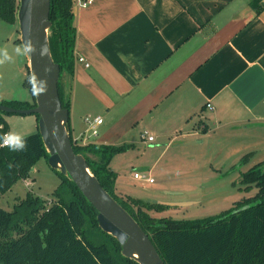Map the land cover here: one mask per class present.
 I'll return each instance as SVG.
<instances>
[{"label": "crops", "instance_id": "0c3cea01", "mask_svg": "<svg viewBox=\"0 0 264 264\" xmlns=\"http://www.w3.org/2000/svg\"><path fill=\"white\" fill-rule=\"evenodd\" d=\"M73 13L75 62L60 79L67 129L85 144L124 145L109 162L115 185L116 156L150 171L124 154L180 144L209 125L252 130L254 151L264 147V0H73ZM96 116L93 137L87 120Z\"/></svg>", "mask_w": 264, "mask_h": 264}, {"label": "trees", "instance_id": "16d2710c", "mask_svg": "<svg viewBox=\"0 0 264 264\" xmlns=\"http://www.w3.org/2000/svg\"><path fill=\"white\" fill-rule=\"evenodd\" d=\"M18 4V0H0V21L17 22ZM49 19V47L54 62L59 65L60 80L62 74H72L75 62L73 0H50ZM29 77L28 73L25 86L31 93L32 103L0 100V104L13 108L35 106ZM59 80V97L62 106L69 110ZM9 114L13 113L0 111V144L9 129L5 119ZM23 137L27 140L25 151L0 146V195L16 181L25 180L39 158L48 157L38 130ZM72 144L75 153L84 156L103 188L148 234L164 264H264V167H261L264 162L241 173L240 182L247 187L254 184L255 195L228 210L200 219L154 218L142 207L165 205L134 197L121 199L114 192L117 174L109 162L125 149L124 145H80L73 141ZM55 173L60 182L54 191L55 201L49 207L43 205L39 196L29 193L18 199L10 211L0 207V237L8 229L14 233L8 241L0 242V264H137L124 257L116 239L101 230L96 210L75 184L58 171ZM244 205L247 207L238 210Z\"/></svg>", "mask_w": 264, "mask_h": 264}, {"label": "rangeland", "instance_id": "374dc122", "mask_svg": "<svg viewBox=\"0 0 264 264\" xmlns=\"http://www.w3.org/2000/svg\"><path fill=\"white\" fill-rule=\"evenodd\" d=\"M19 38L17 22L6 24L0 21V59L5 56L11 58L0 64V97L24 98L29 94L25 86L29 73L27 56L15 52V48L21 46ZM27 100L32 103V96ZM5 119L9 133L25 136L38 130L35 114H9ZM209 126L206 134L199 131V134L179 138L180 144L173 143L165 148L158 143L152 146L139 143L132 152L124 154L127 158H138V162L146 163L150 171L136 169L131 162L122 164L118 159L123 155L116 156L113 166L120 178L114 192L118 198L188 203L163 208L154 205L142 207L154 218L187 220L218 215L237 202L253 197L257 192L256 186L247 187L240 182V178L242 172L264 160V147L254 151L252 146L256 133L249 130L244 134V130ZM261 134L264 136V133ZM247 155L246 161L241 162ZM134 171L151 178L152 182L135 179ZM59 182V176L48 165L47 159L39 158L25 180L16 181L10 190L0 195V207L10 211L14 203L28 193L39 196L44 201L43 205L49 207L55 201L53 195ZM5 231L7 234L0 237V242L8 241L14 235L9 229Z\"/></svg>", "mask_w": 264, "mask_h": 264}, {"label": "water", "instance_id": "95a60500", "mask_svg": "<svg viewBox=\"0 0 264 264\" xmlns=\"http://www.w3.org/2000/svg\"><path fill=\"white\" fill-rule=\"evenodd\" d=\"M16 18L20 43L31 41L36 51L27 56L29 75L37 76L36 87L45 94L34 95L35 106L13 108L0 104V111L13 114H37V128L48 153L47 163L68 177L96 210L101 230L116 239L121 254L137 264H164L148 234L136 220L103 188L84 156L75 153L67 129L69 110L62 106L58 91L59 65L54 62L48 40L51 25L50 0H18ZM32 87V84H31ZM33 91V88H32ZM180 206L188 203H158ZM247 205L240 209L246 208Z\"/></svg>", "mask_w": 264, "mask_h": 264}, {"label": "clouds", "instance_id": "9594fccd", "mask_svg": "<svg viewBox=\"0 0 264 264\" xmlns=\"http://www.w3.org/2000/svg\"><path fill=\"white\" fill-rule=\"evenodd\" d=\"M35 51L36 49L30 40L26 41L23 45L17 46L15 48V52L20 55H30ZM10 60H11L10 57L5 56L4 59H0V64H3L6 61H10ZM36 81H37V76L35 74L29 77V83L32 84L33 94L37 96L45 94L47 88L46 89L37 88ZM2 140H3V144H0V146L8 147L11 151H25L27 149L26 138L17 133L10 132L6 134L4 137H2Z\"/></svg>", "mask_w": 264, "mask_h": 264}, {"label": "built area", "instance_id": "2783aa9c", "mask_svg": "<svg viewBox=\"0 0 264 264\" xmlns=\"http://www.w3.org/2000/svg\"><path fill=\"white\" fill-rule=\"evenodd\" d=\"M93 0H77V4L78 6H81V7H86L87 5H89ZM79 61H82L83 58L82 57H79L78 58ZM87 65V64H86ZM209 106V105H208ZM102 122V118L100 116H96L92 119H88L87 120V125H88V130H89V134L93 137H95L98 133V125ZM9 132H6L4 133L3 137L8 134ZM141 139L147 143H151L154 141V137L153 135L149 134L148 132L146 131H143L140 135ZM72 141L76 144H80V145H84L85 143L80 141L78 142L76 139ZM1 144H3V140L1 139ZM133 177L134 178H141V175L138 173V172H135L133 174ZM143 178V177H142ZM146 182H152V179L149 178V177H145L143 178Z\"/></svg>", "mask_w": 264, "mask_h": 264}]
</instances>
